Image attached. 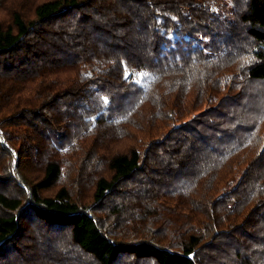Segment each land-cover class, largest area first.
<instances>
[{
  "label": "trees",
  "instance_id": "1",
  "mask_svg": "<svg viewBox=\"0 0 264 264\" xmlns=\"http://www.w3.org/2000/svg\"><path fill=\"white\" fill-rule=\"evenodd\" d=\"M0 264H264V0H0Z\"/></svg>",
  "mask_w": 264,
  "mask_h": 264
},
{
  "label": "rangeland",
  "instance_id": "2",
  "mask_svg": "<svg viewBox=\"0 0 264 264\" xmlns=\"http://www.w3.org/2000/svg\"><path fill=\"white\" fill-rule=\"evenodd\" d=\"M261 140H262V138H260V139H259V142H260ZM93 171H94V170H92V171H89V173H88V175H87L86 179H88V178H89V177L92 175ZM236 180H237L236 178H232V179H230V180L228 181V183H227V184H229V182H232V183H234ZM87 191H88V189H87V188H81V193H82V195H81V196H86L85 194H87ZM77 194H78V193H77Z\"/></svg>",
  "mask_w": 264,
  "mask_h": 264
},
{
  "label": "snow or ice",
  "instance_id": "3",
  "mask_svg": "<svg viewBox=\"0 0 264 264\" xmlns=\"http://www.w3.org/2000/svg\"><path fill=\"white\" fill-rule=\"evenodd\" d=\"M144 75H147V73H145Z\"/></svg>",
  "mask_w": 264,
  "mask_h": 264
}]
</instances>
